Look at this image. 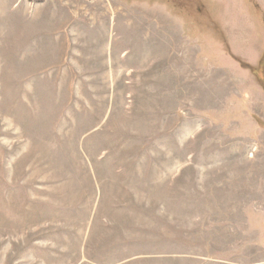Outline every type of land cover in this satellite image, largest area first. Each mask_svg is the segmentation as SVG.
Returning <instances> with one entry per match:
<instances>
[{
  "label": "rangeland",
  "instance_id": "obj_1",
  "mask_svg": "<svg viewBox=\"0 0 264 264\" xmlns=\"http://www.w3.org/2000/svg\"><path fill=\"white\" fill-rule=\"evenodd\" d=\"M0 264H264V0H0Z\"/></svg>",
  "mask_w": 264,
  "mask_h": 264
}]
</instances>
